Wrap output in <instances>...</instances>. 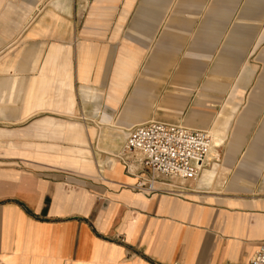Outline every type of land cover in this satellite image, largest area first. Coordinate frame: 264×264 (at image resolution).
Returning a JSON list of instances; mask_svg holds the SVG:
<instances>
[{
  "label": "crops",
  "instance_id": "0c3cea01",
  "mask_svg": "<svg viewBox=\"0 0 264 264\" xmlns=\"http://www.w3.org/2000/svg\"><path fill=\"white\" fill-rule=\"evenodd\" d=\"M240 1L0 0V264H248L264 240L256 142L226 159L229 174L203 169L184 198L134 191L117 158L124 133L160 121L148 120L156 111L209 129L208 94L186 87L193 47L214 41ZM261 2L246 0L239 19ZM166 79L174 91L160 99ZM262 94L264 74L246 110ZM237 107L230 98L209 129L223 144ZM104 129L99 143L118 145L100 165L88 147Z\"/></svg>",
  "mask_w": 264,
  "mask_h": 264
},
{
  "label": "rangeland",
  "instance_id": "374dc122",
  "mask_svg": "<svg viewBox=\"0 0 264 264\" xmlns=\"http://www.w3.org/2000/svg\"><path fill=\"white\" fill-rule=\"evenodd\" d=\"M245 3L246 0H241L240 5L234 13L229 17L223 18L222 24L217 28L218 31L215 34V40L207 42V47H205L204 41L198 42L201 45L200 48L193 47L196 56H193L192 61L199 63L193 64L192 68L197 72L196 77L194 76L195 78L186 82V87L190 88L193 92L202 91L209 96L208 100H210V102H205L199 107L202 111L213 113L205 120L208 121L209 129L213 128L217 120L216 115L230 98H232L233 104L238 106L232 118L230 129L224 135L226 137V139H224V144L220 147L213 148L215 152L210 157L208 166L204 168L209 169L216 163L218 165L217 172L221 175L230 173V164L226 160L228 157L235 156L237 153L247 152L249 146H252L255 142L257 143V147L262 150L261 154L264 158V94H262L257 101V105L253 109L246 110L257 80L264 74V58L261 57L264 44L262 47L258 45L263 35L260 30L264 27V2L250 9L249 13L251 15L249 21H241L239 18L245 14ZM80 5H84V2H81ZM245 16L246 15L243 17ZM201 20H203V18H197L199 25ZM195 34L196 33L192 34L193 39L196 36ZM194 42L195 41H192L193 46L195 44ZM188 43L190 42H187V44ZM177 45L180 47L183 45V42H178ZM252 45H255L256 48L250 50L251 56L248 59L250 63H248L246 61L248 57L247 53L249 47ZM187 51L188 49L185 50V52ZM238 60L241 62L240 64H232L233 61L237 62ZM243 61H245V63ZM168 66H165V71H163L161 77L166 76V69L170 68H168ZM177 67L179 66L175 68ZM173 69L171 70L172 74L174 72ZM251 70L253 71V75L249 80L248 74ZM231 71L234 73L233 79L228 78L230 77L228 73ZM172 74L169 76L171 77ZM210 83H213V86L210 85L211 88H203L209 86ZM161 84L160 99H162V94L168 91H174V89L170 88L168 79L162 81ZM148 99L151 101V98ZM152 116L153 118L151 117L148 120L167 121L166 118L172 116V114L156 111ZM241 117H246L247 123L244 126L238 125V121ZM198 120L202 121L204 119L198 118ZM91 124V121L84 123L86 127L92 126ZM107 131L108 129L98 130L96 141L94 140L88 147L91 158L94 159L95 163H99L100 165H102L100 161L101 156L102 158H110L109 154H114L115 151L113 146L118 145V141L115 139L112 140L110 147L99 143L100 136ZM237 136L239 137L237 138ZM259 138L263 139L258 140ZM186 186L189 187L190 182H187Z\"/></svg>",
  "mask_w": 264,
  "mask_h": 264
},
{
  "label": "built area",
  "instance_id": "2783aa9c",
  "mask_svg": "<svg viewBox=\"0 0 264 264\" xmlns=\"http://www.w3.org/2000/svg\"><path fill=\"white\" fill-rule=\"evenodd\" d=\"M127 132L117 158L137 179L134 191L184 198L186 183L197 180L209 164L211 140L205 130L149 121ZM248 264H264V240Z\"/></svg>",
  "mask_w": 264,
  "mask_h": 264
},
{
  "label": "bare ground",
  "instance_id": "6f19581e",
  "mask_svg": "<svg viewBox=\"0 0 264 264\" xmlns=\"http://www.w3.org/2000/svg\"><path fill=\"white\" fill-rule=\"evenodd\" d=\"M18 84V83H17ZM21 85V84H20ZM18 87V86H17ZM207 133H208V136H209V138H210V143H211V145H210V147H209V158L213 155V153L215 152L214 151V147H220L222 144H223V141H220V140H217L215 137H213L212 136V134L210 133V130H207L206 131ZM125 134V136L123 137V142H122V146L124 145V143H125V139H126V137H127V134H128V132H126V133H124Z\"/></svg>",
  "mask_w": 264,
  "mask_h": 264
}]
</instances>
